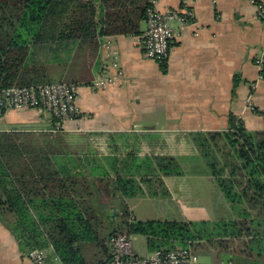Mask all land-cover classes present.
Instances as JSON below:
<instances>
[{"label": "trees", "instance_id": "16d2710c", "mask_svg": "<svg viewBox=\"0 0 264 264\" xmlns=\"http://www.w3.org/2000/svg\"><path fill=\"white\" fill-rule=\"evenodd\" d=\"M151 5V0H0V95L12 86L52 82L37 68L32 46L139 36ZM56 135L0 132V219L21 251L51 248L60 263L102 264L111 258L113 235H139L149 253L217 251L219 257L240 258L237 264H264V130H248L229 114L227 129L190 134L233 211L226 219L199 222L136 219L127 203L138 196L167 195L161 176L182 174L175 158H158L149 177L118 171L112 178L91 177L81 158L56 145ZM99 195L118 198V208L108 213Z\"/></svg>", "mask_w": 264, "mask_h": 264}, {"label": "crops", "instance_id": "0c3cea01", "mask_svg": "<svg viewBox=\"0 0 264 264\" xmlns=\"http://www.w3.org/2000/svg\"><path fill=\"white\" fill-rule=\"evenodd\" d=\"M258 3L264 0H156L162 12L189 13L184 21H173L175 39L161 63L143 54L139 36L32 46L45 80L79 86L80 116L52 131L59 139L56 145L81 158L91 177L112 178L117 171L149 177L156 173L158 158L173 157L182 174L161 176L168 191L161 197L174 195L188 204L191 187L199 183L192 186L182 178L210 177L200 164L189 162L198 155L191 133L223 131L229 114L248 130H264V77L254 62L264 56ZM145 27L143 22L142 31ZM59 64L61 72L56 71ZM100 79L107 83L95 86ZM51 129L50 115L37 109H13L0 116L2 133ZM199 192L209 203V190ZM130 200L134 217L142 219ZM30 251H21L15 234L0 219V264H34ZM41 252L46 264H60L51 248Z\"/></svg>", "mask_w": 264, "mask_h": 264}, {"label": "built area", "instance_id": "2783aa9c", "mask_svg": "<svg viewBox=\"0 0 264 264\" xmlns=\"http://www.w3.org/2000/svg\"><path fill=\"white\" fill-rule=\"evenodd\" d=\"M187 1V0H185ZM147 8L145 29L139 35L138 44L143 54L156 62H164L175 39L173 21H184V14L175 10L160 11L156 0ZM257 16L264 22V4H257ZM255 64L260 71L264 69V56H257ZM107 80L100 79L95 86H104ZM94 87V85H93ZM78 84L75 82H56L28 86H12L1 92L0 116L13 109H37L50 115L51 131H58L66 120L80 116L77 105ZM109 244L111 258L102 264H205L189 250L155 251L149 256L137 255L127 235H113ZM28 256L34 264H46L42 252L30 251ZM71 264V263H60Z\"/></svg>", "mask_w": 264, "mask_h": 264}, {"label": "rangeland", "instance_id": "374dc122", "mask_svg": "<svg viewBox=\"0 0 264 264\" xmlns=\"http://www.w3.org/2000/svg\"><path fill=\"white\" fill-rule=\"evenodd\" d=\"M56 67L57 72L62 71L61 64ZM48 75L50 76V74ZM195 156L196 157L194 158V160H191L189 162L196 165L200 164L202 170L203 168L206 169L200 154L198 153V155ZM182 180L183 182H188L191 185L194 184L195 181L196 184L199 183L197 186L192 185L193 187H191V189L194 191V194H192L193 198L188 204L182 203L181 201L176 199L174 195H172L171 197H161L163 195L151 197L147 196L143 199H139L138 197L130 198V204L135 205L134 211L136 215L138 214L137 216L142 219H157L158 217H160L163 220L166 219L192 222H199L202 220L226 219L233 215V211L230 205L222 197L220 191H218L214 186L210 177L195 179L191 176H188L187 178H182ZM199 190H209V203H207L205 199L202 198V193L199 192ZM98 200L102 207H104L103 203L104 205L106 204L108 213L114 210L113 208L115 207L117 209L120 202L118 198L108 199L104 195H99ZM130 240L132 248L137 253V255L149 256L152 254L148 252L146 248V240L143 236L131 235ZM89 252L90 251H88L86 248L83 253L84 256L87 257V254H89ZM217 253L218 252L215 251V253L213 252L212 254L208 255H198V261L205 264H229L231 259L233 260L234 264H237L238 261H236V259H240L238 257H231L229 259V256L224 253L219 257L216 255Z\"/></svg>", "mask_w": 264, "mask_h": 264}]
</instances>
